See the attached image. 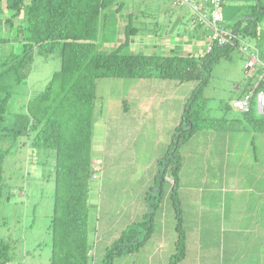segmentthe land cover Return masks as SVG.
Returning a JSON list of instances; mask_svg holds the SVG:
<instances>
[{"label": "rangeland", "instance_id": "obj_1", "mask_svg": "<svg viewBox=\"0 0 264 264\" xmlns=\"http://www.w3.org/2000/svg\"><path fill=\"white\" fill-rule=\"evenodd\" d=\"M260 1L264 5V0ZM125 2L120 12L106 18L101 34L103 47H115L123 41V28L131 13V24L138 33L124 50L126 53H196L195 47L176 50V43L171 44L187 33L191 16L187 6L174 7L169 0ZM243 2L223 0V5L228 8L232 3ZM3 4L1 0V7ZM170 6L175 8V14L166 11ZM247 10L248 7H240L237 18L225 21L223 26L231 29ZM179 11L184 14L179 15ZM0 13L3 18H10L12 11L5 9ZM21 23L20 16L0 25V38H9L0 43V59L11 52L20 53L16 32ZM260 33L264 35L261 24ZM246 42L256 44L252 37H246ZM200 47L204 52L205 43H200ZM260 50L264 57V37ZM244 62V54L236 47L228 59L214 65L200 95L201 128L195 132V138L181 143L178 150L180 156L184 155L178 189L182 229L184 223L189 226L194 222H223V230L211 229V238H215L211 248L218 253H211L210 264H236L241 258L235 257L245 256V248L250 252L240 264L261 263L251 234L241 236L227 230L228 223L233 225L242 219L249 229L256 221L264 222V130H255L250 118L231 104L238 97V85L242 89L255 82L254 73L244 74ZM59 68L57 53L36 56L28 79L14 87L7 104L4 126L8 135L0 136V239L11 244L7 264H50L54 151L30 145L32 134L27 131L26 106L44 90ZM198 84L156 78L96 81L103 116L95 122L92 132V165L97 172L88 192L90 264H104V258L121 236L125 244L133 242L132 250L116 254L112 264H169L176 253L178 231L171 183L166 178L163 181L164 193L159 204V181L154 177L158 161L166 154L180 123L185 102ZM252 107V116L264 117L257 113L255 104ZM230 189L233 191L228 192ZM154 203L156 206H152ZM197 240L194 239L195 244ZM219 253L223 254L221 260ZM196 255L190 250L186 264H196ZM234 259L237 261L232 263Z\"/></svg>", "mask_w": 264, "mask_h": 264}, {"label": "trees", "instance_id": "obj_2", "mask_svg": "<svg viewBox=\"0 0 264 264\" xmlns=\"http://www.w3.org/2000/svg\"><path fill=\"white\" fill-rule=\"evenodd\" d=\"M4 2L6 9L12 11L6 22H12L21 16L22 23L16 32V40L21 44L20 53L11 52L0 63V136L8 135L4 126L5 115L13 89L28 79L36 56L57 53L60 58V68L52 74L44 90L29 100L26 106L29 116L27 131L32 134L30 145L54 151L51 171L54 193L49 227L50 264H90L87 242L88 192L90 182L97 172L92 165V132L95 122L102 117L101 105L99 107L98 104L100 100L95 90L96 81L107 78H156L176 80L179 83H199L185 102L180 123L175 128L166 154L158 161L159 169L154 177L159 181L156 189L159 196L164 193L162 184L167 176L171 183L178 237L175 241L176 253L169 264H179L185 257L186 250L178 200L182 167L179 146L201 128L202 88L208 84L214 65L222 59H228L235 47L214 46L208 53L204 50L187 56L129 54L124 50L138 33L137 28L131 24V13H128V21L123 28V41L115 47L105 48L101 44L106 18L120 12L126 5L125 0ZM115 4L116 9L111 11ZM261 9L260 1L250 6L248 15L252 18L246 20L245 24L236 22L231 29L242 37L259 38V23L264 16ZM1 41L7 42L9 38H0V43ZM263 83L264 80L260 81L257 90L264 91ZM251 84L244 88L243 95ZM252 108L251 106L248 113L241 114L250 118L255 130H264V117L252 116ZM2 172L0 163V197ZM158 200L160 204L162 197ZM154 205L155 203L152 206ZM148 236L149 233L146 238ZM122 238L123 236L118 240L122 242L117 241L113 251L108 252L104 264H112L116 254L131 252L133 242L125 244ZM10 249V242L0 239V264L8 263Z\"/></svg>", "mask_w": 264, "mask_h": 264}, {"label": "crops", "instance_id": "obj_3", "mask_svg": "<svg viewBox=\"0 0 264 264\" xmlns=\"http://www.w3.org/2000/svg\"><path fill=\"white\" fill-rule=\"evenodd\" d=\"M164 1L166 2L167 0H164ZM232 1L236 2L237 0H232ZM259 1L260 0H245V2H243L241 4L240 3L239 4L232 3V6H229L228 8L224 7V5H223V19H224L222 21L223 24L227 20L228 21L229 20L230 21L235 20L237 18L236 12L238 11V9L240 7L241 8L248 7V9H249L250 6H254V5L258 4ZM260 3H261L262 8H263V9H261V12H264V5L261 1H260ZM170 7H167L166 11H168L170 14L171 13L175 14V12H174L175 8H173V7L170 8ZM5 9H6L5 4H3V7H1V0H0V12H1V10L3 11ZM247 11L248 12L246 14H241V17L239 19H237V22L241 21L243 24H245L246 20L252 18L251 16L248 15L250 10H247ZM190 13H191V11H190ZM183 14H184V12L179 11V15H183ZM5 18H3V15L0 13V25L2 23H4V21L6 22V20L8 19V17H5ZM192 18H193V16L191 13L189 23L187 24L188 25L187 26V33L185 35H180V37H182L180 40L171 41V44L176 43L174 46V49L180 50V49H184V47L190 46L191 48L195 47V48H193V51L196 50V52H199V51H202L201 47H200V43L203 42L206 45L207 40H206L205 31L203 30V28H201V27L199 28V26L195 25L193 23ZM260 24L264 26V16L262 17V20L259 23V28H260ZM259 36H260L259 38H254V40H256V44H253V45H255L257 47L258 52H259V59H260L261 63H263L262 60L264 57H263L261 50H260V44H261V41L263 40L264 35L262 34V36H261V33H259ZM196 44H198V45H196ZM163 45H164V42H163ZM1 60L2 59H0V63H1ZM240 87L241 86H239V85L237 86V90L239 92L237 98H240L243 95V93L245 92V89L247 88V85H244L242 89ZM125 112H127V110H125ZM102 116H103V114H102ZM195 136H196V133L191 138L193 139V138H195ZM183 156L184 155L181 154V161L182 162L184 160ZM183 168H184V166L181 167L180 174H181ZM180 174H179V176H180ZM166 179L168 181H170L169 178L166 177ZM256 184H257V182H256ZM227 191L230 192L233 190L230 189ZM263 195H264V191H263ZM263 210H264V205H263ZM243 222H245V221L242 219V220H239L237 223L234 222L233 225H230V223H228L227 230H229L228 232L231 231L230 232L231 234H232V232L240 233L241 236L251 234V236L253 237L252 241L255 245L253 248L257 249L258 255L261 256V263L260 264H264V222H262L261 220L254 222L253 228H251V229L245 227ZM222 224H223V222H218V223L217 222H211V223L210 222H194V224L190 223L188 226L184 223L183 229H184V234H185V238H186V250H185V257L180 261L179 264H186L185 259H186L187 255L189 254L190 250L192 252H196V254H197L196 255V258H197L196 264H210V261L212 258L211 253H214V255H216L218 253L217 251L216 252L213 251L211 248V242H213L212 239H215V238H211V229L218 228L219 230L220 229L223 230ZM196 238L198 240H197V243L195 244L194 239H196ZM249 252H250V249L245 248V250L243 252V254L245 253V256H243L241 254L240 256L235 257V258H239V257L241 258V260H239L236 264H240L243 261V259L245 257H247ZM218 256H219L218 258L221 260L223 257V254L219 253ZM235 261H237V259H234L232 263H235ZM188 264H193V263L189 262Z\"/></svg>", "mask_w": 264, "mask_h": 264}, {"label": "built area", "instance_id": "obj_4", "mask_svg": "<svg viewBox=\"0 0 264 264\" xmlns=\"http://www.w3.org/2000/svg\"><path fill=\"white\" fill-rule=\"evenodd\" d=\"M172 6L182 4L187 6L192 15L193 23L203 28L206 34L205 52L212 51L214 46L230 45L239 48L245 56L244 74L255 77L252 87L243 97L232 101V107L240 113H248L252 103L256 105L258 114H264V91L257 90L260 81L264 80V64L259 59V52L255 45L246 42L232 29L223 26V0H169ZM95 178V175L93 176Z\"/></svg>", "mask_w": 264, "mask_h": 264}, {"label": "bare ground", "instance_id": "obj_5", "mask_svg": "<svg viewBox=\"0 0 264 264\" xmlns=\"http://www.w3.org/2000/svg\"><path fill=\"white\" fill-rule=\"evenodd\" d=\"M252 84H253V83H252ZM252 84H251L250 88L252 87ZM250 88H249V89H250ZM245 94H246V93H245ZM243 96H244V95H243ZM243 96H242V97H243ZM240 98H241V97H240ZM238 99H239V98H238Z\"/></svg>", "mask_w": 264, "mask_h": 264}]
</instances>
